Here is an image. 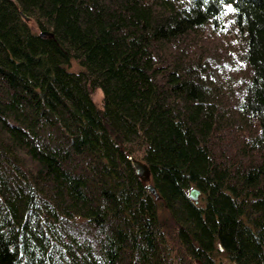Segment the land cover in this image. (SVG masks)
<instances>
[{"label": "trees", "instance_id": "16d2710c", "mask_svg": "<svg viewBox=\"0 0 264 264\" xmlns=\"http://www.w3.org/2000/svg\"><path fill=\"white\" fill-rule=\"evenodd\" d=\"M0 264H264V0H0Z\"/></svg>", "mask_w": 264, "mask_h": 264}, {"label": "water", "instance_id": "95a60500", "mask_svg": "<svg viewBox=\"0 0 264 264\" xmlns=\"http://www.w3.org/2000/svg\"><path fill=\"white\" fill-rule=\"evenodd\" d=\"M42 35H45V34H51L53 35V33L51 31H48V30H44L41 32ZM129 159L132 161L133 165L135 166L136 170H137V173L141 176H143L145 179H150L151 177V172H150V168H149V165L136 158L134 155H130L129 156ZM149 189L154 193L156 194V196L158 198H161L160 194L158 193L157 189H156V186L153 184V183H149ZM201 194V190L197 187H193L190 189L189 191V196L196 200L197 202L199 201V196Z\"/></svg>", "mask_w": 264, "mask_h": 264}, {"label": "rangeland", "instance_id": "374dc122", "mask_svg": "<svg viewBox=\"0 0 264 264\" xmlns=\"http://www.w3.org/2000/svg\"><path fill=\"white\" fill-rule=\"evenodd\" d=\"M92 95H93V98L96 100V102L99 105L103 104L104 93L100 87H98V88L96 87L95 90L93 91ZM199 198H201V194H200Z\"/></svg>", "mask_w": 264, "mask_h": 264}]
</instances>
